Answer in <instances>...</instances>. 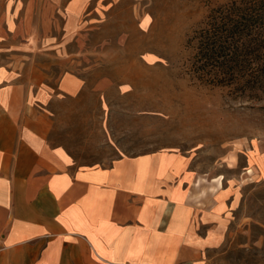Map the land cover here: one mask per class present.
Listing matches in <instances>:
<instances>
[{"label": "rangeland", "instance_id": "rangeland-1", "mask_svg": "<svg viewBox=\"0 0 264 264\" xmlns=\"http://www.w3.org/2000/svg\"><path fill=\"white\" fill-rule=\"evenodd\" d=\"M229 1L0 0V64L35 56L54 84L69 69L85 80L48 105L51 144L77 166L172 168L168 185L141 190L142 215L165 232L155 264H264V76L216 80L197 54Z\"/></svg>", "mask_w": 264, "mask_h": 264}, {"label": "crops", "instance_id": "crops-1", "mask_svg": "<svg viewBox=\"0 0 264 264\" xmlns=\"http://www.w3.org/2000/svg\"><path fill=\"white\" fill-rule=\"evenodd\" d=\"M10 23L3 25L11 30ZM34 57L24 68L0 64V264H155L165 232L142 215L141 190L168 185L172 168L146 171L143 157L75 165L48 138V105L56 95H78L85 80L69 69L54 84V65Z\"/></svg>", "mask_w": 264, "mask_h": 264}, {"label": "trees", "instance_id": "trees-1", "mask_svg": "<svg viewBox=\"0 0 264 264\" xmlns=\"http://www.w3.org/2000/svg\"><path fill=\"white\" fill-rule=\"evenodd\" d=\"M198 36L202 70L210 65L216 80L222 72L234 76L243 70L254 82L264 76V0H231L221 5Z\"/></svg>", "mask_w": 264, "mask_h": 264}]
</instances>
